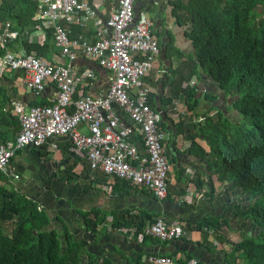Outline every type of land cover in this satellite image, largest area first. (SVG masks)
I'll return each mask as SVG.
<instances>
[{"label":"crops","instance_id":"0c3cea01","mask_svg":"<svg viewBox=\"0 0 264 264\" xmlns=\"http://www.w3.org/2000/svg\"><path fill=\"white\" fill-rule=\"evenodd\" d=\"M1 2L2 0H0V4ZM88 3L96 12L94 19L87 21L84 25L68 24L64 20H60V23L66 24L71 39L93 43L96 25L106 28L113 1L88 0ZM178 3L179 0H139L135 6L136 15L141 12V16L145 14L152 23L154 22L153 33L159 37L161 47L164 44V53L153 65V69L156 71L164 72L165 69H177L179 63L186 62V59L195 53L193 43L187 36L190 26L184 24V20L182 21L179 15L175 14L177 12L175 4ZM37 6V11L31 16L30 23L26 27L17 28L18 25L12 23L15 29H22V32L18 33L17 30H14L10 23L3 26L0 23V33L7 27V24H10L11 31L18 33L16 39L8 41L4 47L0 46V48L5 49L6 54L12 53L24 57L29 55L26 46H30L33 50L31 54L48 63L66 66L77 74L91 71L92 78L85 79L75 85L73 102L81 97L93 100L104 98L108 91L111 74L98 66L96 62L81 55H78L74 61L62 56L54 45L53 28L39 25L37 21L39 0ZM21 9H25L27 14L32 10L29 6H23L17 7L15 12L19 13ZM4 57L5 55L0 58V147L9 141H16L20 135L22 130L20 115L22 113L27 114L36 106H52L56 102L58 94L57 86L53 82L47 84L41 95L31 93L23 81L25 72L10 70L3 62ZM159 74L156 72V75H150L149 79H159ZM201 75L199 74L200 77L195 78L191 83L192 88L197 86V99L201 100L198 115L209 111L210 106L205 98L215 91V87H213L214 90L208 89L213 86L212 80L204 77L202 73ZM151 91L155 95L156 106L160 109L161 101H165L170 96V90L163 91V88L160 87L157 91L153 88ZM224 95L225 101L217 100L214 109L224 112L231 118L233 114L229 113V110L233 107L236 99L227 97L225 93ZM176 107L186 109V106L178 102ZM162 109L165 110L166 106H163ZM116 112L120 111L116 110ZM121 113L118 117L127 125H131L127 117ZM176 115L177 112L174 111L172 115L168 116L169 119L165 118L167 121L164 122L166 124L164 133L166 134L167 156L172 164L169 179L174 185V193H169L166 200H156L145 186L130 188L120 183H116L114 189L110 185L105 186L106 180L110 184L114 183L112 178L104 177L100 172L93 171L86 156L74 151L72 139L62 136L43 146L27 145L16 150L7 169L0 172V187L4 192L0 201L2 199L3 202L6 195L8 197L14 195V197L18 196L19 202L24 201L22 204L26 203L32 206L33 203L39 212L46 213L49 220L48 225L38 232L55 231L64 242L69 237H72L75 242L74 238L76 237L77 240L81 238L87 244L89 239L92 244L103 238L105 243L102 244H106L108 249L106 248L99 254L88 252L95 257V261L109 259L113 264H150L148 259L151 254H157V256L174 259L178 255L184 257L185 260L194 258L199 264H247L243 254H236L234 249L241 240L250 237L252 231L257 236V231L251 227L248 221H243L234 215V212L237 204L243 203L247 207L250 200L240 197L239 189H233L232 183L222 185L216 176H212V172L208 170L207 160L199 156L198 152H193L192 142L184 138L180 129L184 127V131L189 133L190 126L193 123H198L201 119L191 113L190 117L182 119L180 122L178 118H175ZM183 122L186 125H182ZM86 129V125H83L82 132L86 133ZM137 137L142 139L140 131L134 133L132 140L139 153L143 155L145 153L143 142L135 139ZM195 141L206 151L209 150L205 139L199 137ZM180 169H185L187 172L183 182L177 186L175 179L177 171ZM195 173H199L203 179H207L205 186L207 188L204 194L202 192L203 196L197 193V188L195 189L193 183L187 182ZM97 179L106 180L99 183ZM208 189L212 196L206 195L209 192ZM181 190H186V194L177 195ZM191 194L193 197H189ZM237 196L239 200L235 201ZM154 200L158 202L157 205ZM190 200L191 203H189ZM186 204L194 206L195 211L192 215H189L185 208ZM231 205H235L232 210L230 209ZM10 210L12 211V209ZM126 210L146 211L154 222L159 218L168 224L176 221L186 223L189 220L193 224L202 223L204 227L202 231L189 232L187 238L168 241L165 246L145 247L141 245L143 241L138 242L134 237L112 232L113 212ZM95 214H98L99 219L103 217V223H99L97 228L99 233L96 238L88 232L92 231V227L90 226V228L88 225L90 219L93 223L97 222V219L94 218ZM217 220L222 225L225 221L227 222V225L224 224L221 227L222 231L221 229L217 231L212 227L216 225ZM15 223L16 220L13 225ZM148 223L151 222L148 221ZM9 225L12 226L9 223L3 229L8 231ZM38 232L34 233L36 237ZM79 243H82L81 240ZM234 259L237 260L235 263ZM90 260L89 256L85 257L84 264L87 261L89 263ZM178 264H184V262L179 261Z\"/></svg>","mask_w":264,"mask_h":264},{"label":"trees","instance_id":"16d2710c","mask_svg":"<svg viewBox=\"0 0 264 264\" xmlns=\"http://www.w3.org/2000/svg\"><path fill=\"white\" fill-rule=\"evenodd\" d=\"M36 3L38 4V0H2L1 25L10 23L13 26L12 23H16L17 28L26 27L38 9ZM175 5V14L190 26L187 36L193 43L195 53L187 59L184 57L186 62L179 63L177 69H165L164 72L156 71L154 67L151 69L150 75L158 72L160 78L150 80L149 75L144 80L145 85L155 91L160 87L163 91L170 90V96L161 101L160 109L154 101L155 95L151 93V109L156 114H159V110L164 118L169 119L168 116L174 113L178 102L186 106L190 114L201 119L190 126L189 133L184 131V127L180 131L186 140L192 142L193 152H198L199 156L207 160L212 176H216L222 185L232 183L233 189H239L240 197L250 200L247 207L243 203L237 204L234 215L248 221L257 231V236L252 231L250 237L236 244L234 251L236 254H243L247 264H264V0H179ZM23 6L31 7V12L27 14L25 9L15 12L17 7ZM12 28L18 33L23 31L14 26ZM154 37L161 48L159 37ZM26 47L27 53L31 54L32 47ZM4 55L6 50L0 48V58ZM201 73L212 80L215 91L222 90L227 97L237 99L229 110L233 117L214 109L218 100L217 91H212L205 98L210 106L209 111L198 115L201 100L197 99V86L192 88L191 83ZM163 106H166L165 110L162 109ZM163 117L161 116L159 125L166 132ZM175 118L182 122L187 117L176 115ZM182 125L186 123L183 122ZM199 137L207 141L208 151L195 141ZM135 139L143 142L141 137ZM186 172L185 169L177 171V186L183 182ZM170 175L171 173L169 178ZM104 180L97 179V182L103 183ZM111 180L114 183L110 184L106 180L105 186L110 185L114 189L115 184L120 183L137 188L116 177ZM206 181L199 173L187 180L193 183L197 193L202 196L207 188ZM167 184L168 193H174V185L170 179ZM1 189L2 187L0 198L4 193ZM183 194H186V190L177 193ZM206 195L212 196V193L209 191ZM17 201L18 196L14 195H6L3 202L2 199L0 201V264H84L87 256L91 259L88 264H113L109 259L95 261V257L86 250V242H73L72 237L64 242L55 231L38 232L49 223L46 213L39 212L33 203L30 206L22 204L24 201ZM234 206L231 205L230 209H234ZM189 208V215H192L195 208ZM94 218L97 222L93 223L90 219L88 225L92 227L93 233L98 234L97 228L99 223H103V217L99 219L98 214H95ZM8 222L12 225L8 227L10 233L3 229L8 226ZM219 222L217 220L216 225L212 226L217 231L224 224L227 225L226 221L223 225ZM153 223L146 211H116L112 214L111 230L134 237L138 241L139 235L145 234L146 228ZM185 224L188 236L189 232L202 231L204 227L202 223L193 224L189 220ZM36 232L39 233L37 237L34 235ZM167 244L168 241L146 234L141 243L145 247ZM155 257L167 256L156 254ZM235 261L237 260L234 259V263Z\"/></svg>","mask_w":264,"mask_h":264},{"label":"built area","instance_id":"2783aa9c","mask_svg":"<svg viewBox=\"0 0 264 264\" xmlns=\"http://www.w3.org/2000/svg\"><path fill=\"white\" fill-rule=\"evenodd\" d=\"M112 11L106 28L96 25L93 43L70 38L65 23L84 25L95 18L96 12L88 0H39L40 26L52 27L54 45L61 55L74 61L78 55L94 61L111 74L104 98L81 97L73 102L75 85L93 77L91 71L77 74L70 68L46 62L34 54L19 57L8 53L3 58L6 67L24 71L27 89L41 95L49 82L56 84L58 94L52 106H36L20 115L22 130L16 141L0 147V172L7 169L17 149L27 145L43 146L62 136H68L74 151L89 160L91 169L105 177L118 178L131 186L149 189L152 196L163 201L168 197L169 174L172 164L167 156L166 134L160 128L161 114L151 109V89L144 80L161 56V48L153 35V23L142 15L135 26V6L139 0H112ZM0 33V46L18 37L10 24ZM20 106L19 104H17ZM21 107V106H20ZM114 107L123 113L131 125L118 117ZM21 109V108H20ZM178 117L191 114L176 107ZM86 125V133L82 126ZM140 131L145 153L140 154L132 137ZM194 174V172H193ZM18 178V177H17ZM189 197H193L191 194ZM192 201L190 200L189 203ZM185 222L166 223L162 218L149 224L145 234L161 241L187 238ZM138 242L144 240V235ZM150 264H199L197 259L155 257Z\"/></svg>","mask_w":264,"mask_h":264},{"label":"flooded vegetation","instance_id":"af4514ba","mask_svg":"<svg viewBox=\"0 0 264 264\" xmlns=\"http://www.w3.org/2000/svg\"><path fill=\"white\" fill-rule=\"evenodd\" d=\"M208 89H210V90H214V88H213V86H212V88H208ZM88 232H90L91 234V236L93 235L94 236V238H96L97 236H98V234H95V233H93L92 231H88ZM86 239V238H85ZM81 240V242L83 243V242H85L84 240H82L81 238H79V240H77L76 239V237L74 238V241L76 242V243H79V241ZM102 243H105L104 242V240H103V238H101V239H99V241L96 243V242H93L92 244H91V240H89L88 239V244H87V246H86V248H87V251L89 252V253H94V254H96V253H101V252H104V250L107 248L108 249V247H107V245L106 244H102Z\"/></svg>","mask_w":264,"mask_h":264},{"label":"water","instance_id":"95a60500","mask_svg":"<svg viewBox=\"0 0 264 264\" xmlns=\"http://www.w3.org/2000/svg\"><path fill=\"white\" fill-rule=\"evenodd\" d=\"M140 18H141V12L137 13L136 18H135V20H134V22H133V26H135V24L137 23L138 20H140ZM161 50H162V53H164V44L162 45ZM161 55H162V54H161ZM216 94H217V97H218V100H219V101H225V99H224V98H225V95H224V93H223L222 90L217 91ZM236 100H237V99H236ZM114 109H115V111L118 110L116 107H114ZM158 112L161 113L159 110H158ZM116 113H117L118 116H120V113H121V112H119V113L116 112ZM121 115H122V113H121ZM161 116L163 117L162 114H161ZM162 121L165 122V121H167V120H165V118L163 117V120H162ZM226 184H227V183H226ZM154 202H155V204L157 205L158 202L155 201V200H154ZM185 208H187L188 212L191 211V208H189V206H188L187 204L185 205Z\"/></svg>","mask_w":264,"mask_h":264},{"label":"rangeland","instance_id":"374dc122","mask_svg":"<svg viewBox=\"0 0 264 264\" xmlns=\"http://www.w3.org/2000/svg\"><path fill=\"white\" fill-rule=\"evenodd\" d=\"M239 199H238V196L236 197V200L235 201H238ZM108 229V228H107ZM88 263V261L86 262V264Z\"/></svg>","mask_w":264,"mask_h":264},{"label":"clouds","instance_id":"9594fccd","mask_svg":"<svg viewBox=\"0 0 264 264\" xmlns=\"http://www.w3.org/2000/svg\"><path fill=\"white\" fill-rule=\"evenodd\" d=\"M216 91H218V90H216ZM227 185V184H226Z\"/></svg>","mask_w":264,"mask_h":264}]
</instances>
